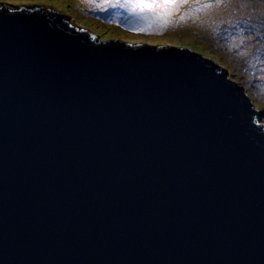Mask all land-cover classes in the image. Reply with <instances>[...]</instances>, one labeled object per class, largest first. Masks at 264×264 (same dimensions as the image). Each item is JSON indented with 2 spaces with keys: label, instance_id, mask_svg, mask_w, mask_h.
<instances>
[{
  "label": "water",
  "instance_id": "water-1",
  "mask_svg": "<svg viewBox=\"0 0 264 264\" xmlns=\"http://www.w3.org/2000/svg\"><path fill=\"white\" fill-rule=\"evenodd\" d=\"M0 9V264H264V113L224 67Z\"/></svg>",
  "mask_w": 264,
  "mask_h": 264
},
{
  "label": "rangeland",
  "instance_id": "rangeland-1",
  "mask_svg": "<svg viewBox=\"0 0 264 264\" xmlns=\"http://www.w3.org/2000/svg\"><path fill=\"white\" fill-rule=\"evenodd\" d=\"M101 2L0 0V5L54 8L102 40L191 48L224 67L231 79L245 88L255 108L264 113V0H187V6L164 25L128 17L123 12L117 18L113 9L101 12L89 6ZM200 3H211L213 7L200 12L189 10V6ZM186 11L189 15L184 18ZM143 28L149 31L133 30Z\"/></svg>",
  "mask_w": 264,
  "mask_h": 264
},
{
  "label": "snow or ice",
  "instance_id": "snow-or-ice-1",
  "mask_svg": "<svg viewBox=\"0 0 264 264\" xmlns=\"http://www.w3.org/2000/svg\"><path fill=\"white\" fill-rule=\"evenodd\" d=\"M89 6L93 11L99 10L104 12L108 9H113V15L117 18L123 12L127 13L128 17L155 21L157 24L164 25L167 23L169 17L180 12L182 8L187 6V0H102L101 3H92ZM212 7L213 4L211 3H200L189 6V10L200 12ZM5 11L6 9H0V13ZM188 15V11L183 13L184 18H187ZM133 30L149 31L147 28Z\"/></svg>",
  "mask_w": 264,
  "mask_h": 264
},
{
  "label": "trees",
  "instance_id": "trees-1",
  "mask_svg": "<svg viewBox=\"0 0 264 264\" xmlns=\"http://www.w3.org/2000/svg\"><path fill=\"white\" fill-rule=\"evenodd\" d=\"M75 7V6H74Z\"/></svg>",
  "mask_w": 264,
  "mask_h": 264
}]
</instances>
